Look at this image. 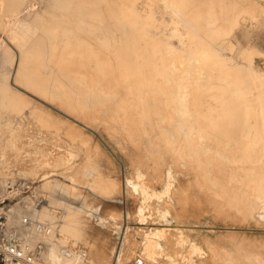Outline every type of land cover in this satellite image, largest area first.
Segmentation results:
<instances>
[{
    "label": "rangeland",
    "instance_id": "obj_1",
    "mask_svg": "<svg viewBox=\"0 0 264 264\" xmlns=\"http://www.w3.org/2000/svg\"><path fill=\"white\" fill-rule=\"evenodd\" d=\"M115 1L0 0V193L26 182L7 226L39 264H264V0Z\"/></svg>",
    "mask_w": 264,
    "mask_h": 264
},
{
    "label": "bare ground",
    "instance_id": "obj_2",
    "mask_svg": "<svg viewBox=\"0 0 264 264\" xmlns=\"http://www.w3.org/2000/svg\"><path fill=\"white\" fill-rule=\"evenodd\" d=\"M93 1H94V0H93ZM103 1H104V0H103ZM109 1H111V0H109ZM113 1H115V0H113ZM117 1L120 2L119 0H117ZM149 1H150V0H149ZM160 1H161V0H160ZM10 2H11V1H10ZM12 2H13V3H12ZM12 2H11V4L13 5V4H14V1H12ZM107 2H108V1H107ZM152 2H153V1H152ZM84 3L86 4V1H85ZM112 3H113V2H112ZM115 3H116V1H115ZM115 3H114V4H115ZM121 3H125V4H127L126 6H128V3H126V2H122V1H121L120 3H117V5L120 6ZM159 3H160V2H159ZM88 4H89V3H88ZM125 4H121V6H123V5L125 6ZM131 4H132V3H131ZM82 5H84V4H82ZM112 5H113V4H112ZM133 5H134V4H133ZM133 5H132L131 7H133ZM13 6H14V5H13ZM91 6H92V5H91ZM113 6H114V5H113ZM115 6H116V5H115ZM121 6H120V7H121ZM165 6H166V5H165ZM81 7H82V6H81ZM83 7H84V6H83ZM97 7H98V6H97ZM120 7H119V8H120ZM134 7H135V5H134ZM101 8H102V7H101ZM121 8H123V7H121ZM124 8H125V10H126V7H124ZM129 8H130V7H129ZM261 8H264V7L261 6ZM80 9H81V8H80ZM99 9H100V8H99ZM112 9H113V8H112ZM112 9H111V10H112ZM116 9H118V8H116ZM111 10H110V11H111ZM127 10H128V8H127ZM130 10H132V8L129 9L127 12L129 13ZM222 10H223V9H222ZM255 10H256V9H255ZM258 10H260L259 7H258ZM258 10H257V11H258ZM261 10H262V9H261ZM261 10H260V11H261ZM47 11H48V10H47ZM119 11H120V9H119ZM119 11H118V12H119ZM132 11H133V10H132ZM260 11H259V12H260ZM50 12H51V11H50ZM120 12H121V11H120ZM255 12H256V11H255ZM261 12L264 13V10H262ZM261 12H260V13H261ZM99 13H100V12H99ZM102 13H103V12H102ZM121 13H122V12H121ZM124 13H126V12H124ZM100 14H101V13H100ZM122 14H123V13H122ZM221 14H222V13H221ZM256 14H258V12H256ZM124 15H127V16H125V18H127L128 15L131 16L132 13H131V14H130V13H129V14L126 13V14H124ZM258 15H259V14H258ZM122 16H123V15H122ZM143 17H144V16H143ZM222 17H223V16H222ZM128 18H129V17H128ZM151 19H152V18H151ZM129 21L132 23V25H134L135 23H137V18L133 16V18H132V19H129ZM149 21H150V17H149ZM149 21H148V22H149ZM151 21H152V20H151ZM220 21H221V20H220ZM139 22H140V21H139ZM141 22H142V21H141ZM145 23H146V22H145ZM143 24H144V22H143ZM149 24H150V23H149ZM187 24H188V22H187ZM135 25H138V24H135ZM135 25H134V26H135ZM143 26H144V25H143ZM147 28H148V27H147ZM148 29H149V28H148ZM47 34H48V33H47ZM132 39H133V38H132ZM207 39H208V38H207ZM46 40H47V39H46ZM48 40H49V38H48ZM198 40H199V38H197V40L194 41V42H195V45H193V46H196V45L201 44V42L198 41ZM200 40H201V39H200ZM37 41H38V40H37ZM39 41H40V40H39ZM209 41H210V40H209ZM66 42H67V41H66ZM163 42H164V41H163ZM49 43H50V42H49ZM134 44H135V43H134ZM157 44H160V43H157ZM164 44H165V43H164ZM35 45H36V44H35ZM202 45H203V44H202ZM138 46H139V45H138ZM208 46H209V45H208ZM38 47H39V46H38ZM196 47H197V46H196ZM201 47H202V46H201ZM65 48H66V47H65ZM70 48H71V47H70ZM72 48H73V47H72ZM167 48H168V50L170 49L169 47H167ZM55 49H56V48H54V50H55ZM86 49H87V48H86ZM86 49L84 48V50H86ZM34 50H35V49H34ZM36 50H37V49H36ZM38 50H39V49H38ZM61 50H62V49H61ZM69 50H70V49H69ZM76 50H77V49H76ZM76 50H75V51H76ZM87 50H88V49H87ZM150 50H151V49H150ZM157 50H158V49H157ZM183 50H184V49H183ZM192 50H193V49H192ZM28 51H29V50H28ZM58 51L60 52V50H58ZM73 51H74V50H73ZM75 51H74L73 53H75ZM154 51H155V50H154ZM193 51H194V50H193ZM193 51H192V52H193ZM205 51H206V48H205ZM40 52H41V51H40ZM53 52H54V51H53ZM82 52H83V51H82ZM87 52H88V51H87ZM87 52H86V53H87ZM152 52H153V51H152ZM209 52H210V51H209ZM209 52H207V53H209ZM55 53H56V52H55ZM62 53H63V52H62ZM62 53H61V55H62ZM67 53H69V52L67 51ZM86 53H85V54H86ZM93 53H94V52H93ZM138 53H139V52H138ZM193 53H194V52H193ZM30 54H31V53H30ZM39 54H40V53H39ZM52 54H53V53H52ZM52 54H51V55H52ZM56 54H57V53H56ZM59 54H60V53H59ZM65 54H66V53H65ZM75 54H76V53H75ZM136 54H137V53H136ZM145 54H146V53H145ZM170 54H171V53H170ZM190 54H191V52H190ZM190 54H189V55H190ZM194 54H195V53H194ZM63 55H64V54H63ZM63 55H62L61 57H63ZM70 55H71V54H70ZM76 55H77V54H76ZM87 55H89V54H87ZM92 55H93V54H92ZM156 55H157V54H156ZM211 55H212V54H211ZM52 56H53V55H52ZM58 56H60V55H58ZM74 56H75V55H74ZM89 56H91V55H89ZM138 56H139V54H138ZM138 56H137V57H138ZM208 56H210V55H207V57H208ZM27 57H28V56H27ZM65 57H66V56H64V58H65ZM76 57H78V56H76ZM85 57H86V56H85ZM85 57L83 58L82 61L87 62L86 59H85ZM180 57H181V56H180ZM200 57H202V55H201ZM210 57H211V56H210ZM29 58H30V57H29ZM68 58H70V57L68 56V57L66 58V61H67ZM141 58H143V57H141ZM151 58H153V56H152ZM173 58H174V57H173ZM178 58H179V57H178ZM202 58H203V57H202ZM42 59H43V58H42ZM57 59H58V58H57ZM57 59H56V60H57ZM74 59H75V58H74ZM84 59H85V60H84ZM90 59H91V58H90ZM98 59H99V58H98ZM102 59H103V58H102ZM176 59H177V58H176ZM203 59H204V58H203ZM68 60H69V59H68ZM75 60H76V59H75ZM80 60H81V59H80ZM91 60H92V59H91ZM99 60H101V59H99ZM121 60H122V59H121ZM157 60H158V59H157ZM166 60H167V59H166ZM179 60H180V59H179ZM198 60H199V59H198ZM57 61H59V60H57ZM60 61H61V60H60ZM63 61H65V60H63ZM70 61H72V60H70ZM70 61H69V62H70ZM96 61H98V60H96ZM101 61H102V60H101ZM118 61H119V60H118ZM158 61H159V60H158ZM168 61H169V60H168ZM170 61H171V59H170ZM200 61H202V59H201ZM69 62H67V63H69ZM75 62H77V61H75ZM59 63H60V62H59ZM61 63H62V61H61ZM78 63H79V62H78ZM80 63H81V62H80ZM87 63H88V62H87ZM96 63H97V62H96ZM114 63H115V62H114ZM64 64H65V63H64ZM69 64H70V63H69ZM73 64H74V63H73ZM88 64H90V63H88ZM104 64L106 65V63H104ZM107 64H108V63H107ZM112 64H113V63H112ZM121 64H122V63H121ZM124 64H126V63L124 62ZM134 64H135V63H134ZM142 64H143V63H142ZM144 64H145V63H144ZM202 64H203V63H202ZM58 65H59V64H58ZM61 65H63V64H61ZM67 65H68V64H67ZM71 65H72V64H71ZM77 65H78V64H77ZM80 65H81V64H80ZM80 65H79V66H80ZM92 65H93V63H92ZM97 65H98V64H97ZM126 65H127V64H126ZM185 65H186V64H185ZM55 66H56V65H55ZM65 66H66V64H65ZM79 66H78V67H79ZM88 66H89V65H88ZM101 66H102V65H100V67H101ZM108 66H109V65H108ZM111 66H115V65H111ZM116 66H117V64H116ZM134 66H135V65H134ZM145 66H146V65H145ZM183 66H184V65H183ZM187 66H188V65H187ZM209 66H210V65H209ZM66 67H67V66H66ZM69 67H71V66H69ZM76 67H77V66H76ZM78 67H77V69H78ZM83 67H85V66H83ZM100 67H98V68H99V71H104V70H103V69H104L103 67H105V66L102 67L103 69L101 68L102 70H100ZM122 67H123V66H122ZM156 67H157V66H156ZM198 67H199V66H198ZM74 68H75V67H74ZM81 68H82V67H81ZM87 68H88V67H87ZM89 68H91V67H89ZM98 68H97V69H98ZM105 68H106V67H105ZM117 68H118V67H117ZM124 68H125V67H124ZM144 68H145V67H144ZM186 68H187V67H186ZM30 69H33V68L31 67ZM61 69H63V67H62ZM64 69H65V68H64ZM93 69H94V67H93ZM107 69H110V68L108 67ZM198 69H199V68H198ZM200 69H201V68H200ZM67 70L69 71V69H67ZM73 70H74V69H73ZM80 70H82V69H80ZM129 70H131V69H129ZM185 70H187V69H185ZM65 71H66V70H65ZM86 71L89 72L90 70L88 71V70L86 69ZM91 71H92V69H91ZM95 71H96V67H95ZM95 71H94V72H95ZM99 71H98V75H99V73H100ZM109 71H110V70H109ZM117 71L119 72V69H118ZM121 71H122V69H121ZM124 71H125V70H124ZM127 71H128V68H127ZM156 71H157V70H155L154 72H156ZM28 72H30V71H28ZM75 72H77V71H75ZM83 72H85V71H83ZM105 72H106V70H105ZM111 72H112V71H110V73H111ZM132 72H133V70H132ZM147 72H148V71H147ZM159 72H160V71H159ZM164 72H165V71H164ZM164 72H163V73H164ZM190 72H191V71H190ZM69 73H70V72H69ZM71 73H72V72H71ZM95 73H96V72H95ZM103 73H104V72H103ZM107 73H108V72H107ZM135 73H136V72H135ZM139 73H141V72H139ZM151 73H152V72H151ZM161 73H162V72H161ZM167 73H168V72H167ZM86 74H87V73H86ZM91 74H94V73H90V75H91ZM101 74H102V72L100 73V75H101ZM105 74H106V73H105ZM121 74H122V73H121ZM148 74H150V73H148ZM157 74H158V71H157ZM157 74H156V75H157ZM69 75H70V74H69ZM75 75H76V74H75ZM78 75H81V74H79V72H78ZM95 75H96V74H95ZM98 75H96V77H99V76H100V75H99V76H98ZM102 75H104V74H102ZM102 75H101V76H102ZM108 75H109V73H108ZM118 75H119V74H118ZM138 75H139V74H138ZM141 75H142V74H140V76H141ZM146 75H147V74H146ZM167 75H168V74H167ZM70 76H71V75H70ZM73 76H74V75H73ZM84 76H85V75H84ZM84 76H82V77H84ZM131 76H132V74H131ZM144 76H145V72H144L143 77H144ZM179 76H180V75H179ZM182 76L185 77V75H182ZM80 77H81V76H80ZM82 77H81V78H82ZM88 77H89V76H88ZM88 77H87V79H88ZM106 77H107V76H106ZM108 77H110V75H109ZM121 77H122V75H121ZM121 77L119 76V78H121ZM123 77H124V75H123ZM123 77H122V78H123ZM143 77H142V79H144ZM147 77H148V76H147ZM147 77H146V78H147ZM157 77H158V76H157ZM174 77H175V76H174ZM196 77H197V76H196ZM81 78H80V79H81ZM91 78H92V77H91ZM99 78H100V77H99ZM99 78H98V79H99ZM134 78H135V75H134ZM137 78H139V77H137ZM93 79H94V78H93ZM177 79H178V78H177ZM196 79H197V78H196ZM95 80H97V79H95ZM100 80H102V78H101ZM103 80H104V79H103ZM124 80H126V79H124ZM124 80H123V82H124ZM186 80H187V79H186ZM81 81H82V79H81ZM93 81H94V80H93ZM105 81H106V79H105ZM105 81H103L102 84H103ZM118 81H121V79H119ZM118 81H117V82H118ZM158 81H159V82H158ZM89 82H91V81H89ZM94 82H95V81H94ZM123 82H122V83H123ZM126 82H127V81H126ZM126 82H125L124 84H126ZM132 82H133V81H132ZM132 82H131V83H132ZM136 82H139V80L136 81ZM157 82L160 83V80H157ZM174 82H176V80H175ZM196 82H197V81H196ZM91 83H92V82H91ZM97 83H98V81H97ZM97 83H95V84H97ZM176 83H178V84H176ZM176 83H175V85H174V84H173V85H174V88H175L178 92H179V91L181 92L182 89H184L185 87H187V86H186V85H187V84H186V81H185V83H184V79H183L182 77H179V79L177 80ZM187 83H188V81H187ZM190 83H192V81H190ZM93 84H94V83H93ZM100 84H101V82H100ZM100 84H98V85H100ZM134 84H135V83H133V85H134ZM147 84H148V83H147ZM188 84H189V83H188ZM29 85H31V84L29 83L28 86H29ZM103 85H104V84H103ZM151 85H152V84H151ZM173 85H172V86H173ZM189 85H190V84H189ZM191 85H192V84H191ZM31 86H32V85H31ZM91 86H92V85H91ZM96 86H97V85H96ZM108 86H109V85H108ZM122 86H123V85H122ZM122 86L120 85V87H122ZM143 86H144V84H143ZM156 86H157V85H156ZM156 86H155V87H156ZM192 86H193V85H192ZM197 86H198V85H197ZM89 87H90V86H89ZM97 87H98V86H97ZM123 87H126V86H123ZM131 87H132V85H131ZM141 87H142V86H141ZM193 87H194V86H193ZM193 87H190V88L192 89ZM202 87H203V86H202ZM102 88L105 89V86L102 87ZM107 88H108V87H107ZM174 88H172V89L175 90ZM188 88H189V87H187V89H188ZM198 88L201 89L200 87H196V86H195V87L192 89L193 92H194L195 89H196V92H197V89H198ZM31 89H32V87H31ZM97 89H98V88H97ZM116 89H117V87H116ZM163 89H164V87H163ZM168 89H169V88H168ZM191 89H190V90H191ZM199 89H198V90H199ZM36 90H37V89H36ZM105 90H106V92H107V89H105ZM111 90H112V89H111ZM126 90H127V89H126ZM131 90H132V88H131ZM133 90H134V92H135L136 89L133 88ZM170 90H171V89H170ZM173 90H172V92H173ZM188 90H189V89H188ZM188 90H187V92H188ZM190 90H189V92H190ZM37 91H38V90H37ZM136 91H137V90H136ZM103 92H104V90H103ZM178 92H176V93H178ZM187 92H186V93H187ZM100 93H101V92H100ZM182 93H183V90H182ZM182 93H178V94L181 95ZM184 93H185V92H184ZM191 93H192V92H191ZM212 93H214V92H212ZM216 93H217V92H216ZM112 94H113V93H112ZM163 94H164V93H163ZM195 94H197V93H195ZM195 94H193V96H194ZM86 95H87V94H86ZM126 95H127V94H126ZM142 95H143V94H142ZM169 95H170V94H169ZM175 95H176V94H175ZM187 95H188V93H187ZM191 95H192V94H191ZM128 96H129V95H128ZM171 96H172V95H171ZM173 96H174V95H173ZM184 96H185V95H184ZM195 96H196V95H195ZM197 96H198V95H197ZM218 96H219V95H218ZM218 96L215 95L214 97H215V98L217 97V99H219ZM66 97H67V96H66ZM137 97H138V94H137ZM190 97H191V96H190ZM190 97H189L188 100H187V99H184V98H183V99H182V98H179V99H182L180 102H178V100H177V101L175 100L176 102H178V104H176V102H175V104H174V105H176L177 107H175L173 104H172L173 107H172V106H171V107H172L173 109H174V108H177V110H178V108H179V111H181L180 113H184V114L188 113L189 111H191L190 108L193 107L192 105H194V102L197 100V99H196V100H193L195 97H194L193 99L190 98ZM212 97H213V96H212ZM81 98H82V97H81ZM86 98H87V97H86ZM86 98H85V99H86ZM170 98H171V97H170ZM75 99H77V98H75ZM83 99H84V97H83ZM83 99H82V101H83ZM85 99H84V100H85ZM86 100H87V99H86ZM86 100H85V101H86ZM171 100H172V98H171ZM173 100H174V99H173ZM79 101H80V100H79ZM87 101H88V100H87ZM170 102L173 103L172 101H170ZM217 102H219V101H217ZM237 102H238V101H237ZM237 102H233L234 105H235ZM89 104H90V103H89ZM106 104H107V102H106ZM195 104H196V103H195ZM199 104H200V103H199ZM229 104H230V102H229ZM231 104H232V102H231ZM76 105H77V104H76ZM236 105H237V104H236ZM236 105L233 106L234 109L236 108ZM239 105H240V104H239ZM77 106H78V105H77ZM85 106H86V105H85ZM85 106H84V109H85ZM125 106H126V105H125ZM219 106H220V105H219ZM226 106H227V105H226ZM81 107H83V106H81ZM165 107H167V106H165ZM169 107H170V106H169ZM198 107H199V106H198ZM224 107H225V104H224ZM227 107H228V106H227ZM231 107H232V105H231ZM231 107H230V108H231ZM233 107H232V108H233ZM240 107H242V106H239V108H240ZM115 109H116V108H115ZM197 109H198V108H197ZM223 109H224V108H223ZM227 109H228V108H227ZM76 110H77V109H76ZM78 110H80V109H78ZM81 110H83V109H81ZM117 110H118V109H117ZM167 110H168V109H167ZM174 110H175V109H174ZM225 110H226V109H225ZM228 110H229V109H228ZM241 110L243 111V109H241ZM241 110H240V111H241ZM128 111H129V110H128ZM172 111H173V110H172ZM245 111H247V110H244V112H245ZM166 112H167V111H166ZM247 112H248V111H247ZM236 113H237V112H236ZM129 114H130V113H129ZM174 114H175V113H174ZM178 114H179V113H178ZM190 114H192V113H190ZM194 114H195V113H194ZM224 114H225V113H224ZM224 114H222V115H224ZM228 114H229V113H228ZM228 114H227V115H228ZM171 115H172V114H171ZM180 115H181V114H180ZM188 115H189V113H188ZM231 115H232V114H231ZM231 115H230V116H231ZM182 116H184V115H182ZM225 116H226V114H225ZM233 116H235V115L233 114ZM251 116H253V115H251ZM164 117H166V116H164ZM178 117L180 118L181 116L178 115ZM226 117H227V119L230 118V117H228V116H226ZM235 117H236V116H235ZM235 117H234V118H235ZM244 117H245V116H244ZM248 117H249V115H248ZM143 118H144V117H143ZM188 118H189V117H188ZM223 118H224V120H225V117H222V120H223ZM177 119H178V118H177ZM216 119H218V118H216ZM227 119H226V120H227ZM247 119H248V118H247ZM170 120H171V119H170ZM180 120H181V118H180ZM180 120H179V121H180ZM182 120H183V119H182ZM186 120H187V117H186ZM165 121H166V120H165ZM228 121H231V120H228ZM176 122H178V120H177ZM217 122H218V121H217ZM217 122H216V125H217ZM220 122H221V120L219 121V123H220ZM223 122H224V121H223ZM226 122H227V121H226ZM247 122H248V121H247ZM214 123H215V122H214ZM194 124H195V123H194ZM221 124H223V123H221ZM247 124H248V123H247ZM175 125H176V124H175ZM185 125H186V124H185ZM210 125H211V124H210ZM219 125H220V124H219ZM233 125H234V124H233ZM176 126H177V125H176ZM176 126H175V127H176ZM186 126H187V125H186ZM191 126H192V125L187 126V127H189V128H188L189 130H190V127H191ZM214 126H215V125H213V127H214ZM217 126H218V125H217ZM217 126H216V127H217ZM222 126H223V125H222ZM248 126H249V125H248ZM179 127H181V126H179ZM194 127H195V126H194ZM216 127H215V128H216ZM219 127H220V126H219ZM224 127H225V124H224ZM230 127H231V126H230ZM176 128H178V127H176ZM247 128H248V127H247ZM179 129H180V128H179ZM191 129H192V127H191ZM219 129H220V128H219ZM241 129H242V128H241ZM180 130H181V129H180ZM182 130H183V129H182ZM193 130H194V129H193ZM195 130H196V129H195ZM246 130H247V129H246ZM177 131H178V129H177ZM190 131H191V130H190ZM130 132H131V131H130ZM180 133H181V132H180ZM199 133H200V132H199ZM178 135H180V134H178ZM194 135H195V133H194ZM194 135H193V136H194ZM196 135H197V132H196ZM184 136H186V135H184ZM184 136H183V137H184ZM189 136H190V135H189ZM191 136H192V135H191ZM186 137L188 138V136H186ZM186 137L183 138V139H186ZM243 137H246V136H243ZM190 138H191V137H190ZM193 140H194V139H193V137H192V141H193ZM244 140H245V139H244ZM192 141H190V142H191L190 144L194 146L197 142L194 143V142H192ZM195 141H196V140H195ZM192 143H194V144H192ZM190 144H189V142L186 143V148H184V150H188L189 146H191ZM197 144H198V143H197ZM252 145H253V144H252ZM195 146H196V145H195ZM200 146H201V144H200ZM204 146H205V144H204ZM173 147H174V144H173ZM254 147H255V146H254ZM171 148H172V146H171ZM198 148H199V146H198ZM198 148H195V149H198ZM204 149H205V148H204ZM180 150H181V149H180ZM198 150H200V149H198ZM182 151H183V150H182ZM201 151H202V150H201ZM253 151H256V149L253 148V150L250 149V151H249V149L246 150V154H247V156H249L251 159H252V158H254V159H258L259 157H257V156H253V153H252ZM203 152H204V151H203ZM257 152H258V151H257ZM178 153H179V152H178ZM190 153H191V152H190ZM185 154H186V156L188 155V157H189L188 152H186ZM192 154H193V153H191L190 155L193 157L194 155H192ZM179 155H180V154H179ZM191 156H190V157H191ZM249 157H248V158H249ZM184 158H185V157H184ZM250 158H249V159H250ZM144 159H145V158H144ZM251 159H250V160H251ZM191 160H192V159H191ZM262 160H264V159H261L259 162H261ZM252 161H253V160H252ZM252 161H251L252 166H254ZM254 162H257V161L254 160ZM259 162H258V163H259ZM243 163H244V162H243ZM258 163H257V164H258ZM262 163H264V162H262ZM257 166H258V165H257ZM243 167H244V166H243ZM255 167H256V166H255ZM261 167H264V166H261ZM240 168H241V167H240ZM252 168H253V167H252ZM256 168H257V167H256ZM260 169H261V168H260ZM257 170H258V169H257ZM238 171H239V170H238ZM250 172H251V171H250ZM253 172H254V170H253ZM235 173H236V172H235ZM256 173H257V172H256ZM260 173H261V174H264V173H262V172H260ZM258 174H259V172H258ZM236 175H237V174H236ZM256 175H257V174H256ZM239 176H240V175H239ZM239 176H238V177H239ZM257 176H258V175H257ZM261 176H262V175H261ZM240 177H241V176H240ZM246 177H247V176H246ZM252 178H253V177H252ZM257 178H258V177H257ZM259 178H260V175H259ZM260 179H261V178H260ZM260 179H259V180H260ZM261 180H264V178H262ZM261 180H260V181H261ZM255 181H256V180H254V183H255ZM262 182H264V181H262ZM256 183L259 184V182H256ZM259 187H260V188H264V183H261V186L259 185ZM258 189H259V188H258ZM69 216H70V213H69ZM74 216H75V215H74ZM65 218H66V217H65ZM68 218H70V217H68ZM71 218H73V217H71ZM76 219H77V218H76ZM67 220H68V219H67ZM71 220H72L71 222L74 223L73 221H75V219L73 218V219H71ZM70 224H71V223H70ZM66 225H67V224H66ZM71 225H72V224H71ZM74 225H75V224H74ZM69 226H70V225H69ZM158 230H159V229H158ZM151 232H152V231H151ZM160 232H161V231H160ZM162 233H163V232H162ZM147 234H148V233H147ZM156 235H159V236H160L161 234H160V233H157ZM151 238H152V237H148V241H149ZM163 239H164V238H163ZM146 240H147V239H146ZM155 240H156V239H155ZM151 241H152V240H151ZM153 242H154V241H153ZM158 242H159V241H158ZM148 243H149V242H148ZM150 243H151V242H150ZM159 243H160V242H159ZM153 244H154V243H152V246H153ZM146 245H147V244H146ZM152 246H151V247H152ZM148 247H149V246H148ZM152 248H153V247H152ZM147 250H148V249H147ZM147 250H146V251H147ZM157 250H158V249H157ZM195 250H196V249H195ZM163 251H164V250H163ZM170 252H171V251H170ZM185 252H186V251H185ZM82 253L85 254V257H83V259H84V260H87V254H88V253H86V251L80 250V251L76 252L75 255H76L77 258L82 259V258H81V257H82L81 254H82ZM89 253H90V252H89ZM155 253H157V252H156V251H153V250L150 249L149 251H147V257H146V255L144 256L143 252L136 253V254H139V255L141 254L142 256H144L145 258H147V259L150 260V259H155V256H156ZM165 253H166V252H165ZM136 254H134L133 256H135ZM89 256H90V255H89ZM162 256H163V255H162ZM164 256H167V255L164 254ZM195 256H196V255H195ZM191 257H192V256H191ZM193 257H194V256H193ZM132 258H133V257H132ZM186 258H187V257H186ZM188 258H189V257H188ZM168 259L170 260L171 258H168ZM160 260H161V259H160ZM183 260H185V257H184ZM183 260H182V261H183ZM49 261H50L51 263H53V264H54V263H55V264H58V263H59V259L57 258V256H54V260L51 259V258H49ZM185 263H186V261H185ZM17 264H20V263H17ZM36 264H39V263H36Z\"/></svg>",
    "mask_w": 264,
    "mask_h": 264
},
{
    "label": "built area",
    "instance_id": "obj_3",
    "mask_svg": "<svg viewBox=\"0 0 264 264\" xmlns=\"http://www.w3.org/2000/svg\"><path fill=\"white\" fill-rule=\"evenodd\" d=\"M5 193H0V261L2 264H36L38 251L36 249L26 250V245L21 236L7 226L6 213L8 212L7 204L10 200L20 198L18 202H26V182L19 183L14 188L8 184L4 188ZM40 231L46 237L52 235V230L47 226H39ZM81 258L85 254H81ZM128 264H159L156 261L149 260L141 254H136Z\"/></svg>",
    "mask_w": 264,
    "mask_h": 264
}]
</instances>
